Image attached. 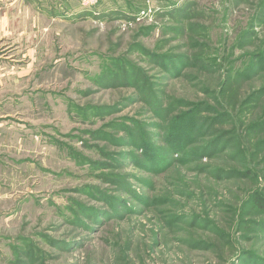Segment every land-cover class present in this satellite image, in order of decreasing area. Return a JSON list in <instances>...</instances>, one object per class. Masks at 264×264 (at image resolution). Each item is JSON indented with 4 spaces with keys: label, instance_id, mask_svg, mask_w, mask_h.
<instances>
[{
    "label": "rangeland",
    "instance_id": "1",
    "mask_svg": "<svg viewBox=\"0 0 264 264\" xmlns=\"http://www.w3.org/2000/svg\"><path fill=\"white\" fill-rule=\"evenodd\" d=\"M47 2L0 35V264H264V0Z\"/></svg>",
    "mask_w": 264,
    "mask_h": 264
},
{
    "label": "crops",
    "instance_id": "2",
    "mask_svg": "<svg viewBox=\"0 0 264 264\" xmlns=\"http://www.w3.org/2000/svg\"><path fill=\"white\" fill-rule=\"evenodd\" d=\"M47 1L48 0H0V35L6 33L11 34V28L14 29L15 20L31 17L34 14V10L36 13H39L38 7L42 9L43 5H48ZM43 10L46 11L45 13L47 14L50 13L48 8L43 7ZM39 15L44 16L45 14L40 13Z\"/></svg>",
    "mask_w": 264,
    "mask_h": 264
},
{
    "label": "built area",
    "instance_id": "3",
    "mask_svg": "<svg viewBox=\"0 0 264 264\" xmlns=\"http://www.w3.org/2000/svg\"><path fill=\"white\" fill-rule=\"evenodd\" d=\"M96 0H82V2L86 5H91L95 2Z\"/></svg>",
    "mask_w": 264,
    "mask_h": 264
}]
</instances>
